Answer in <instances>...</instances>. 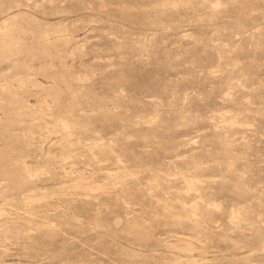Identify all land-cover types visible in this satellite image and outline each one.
Segmentation results:
<instances>
[{
  "label": "rangeland",
  "instance_id": "1",
  "mask_svg": "<svg viewBox=\"0 0 264 264\" xmlns=\"http://www.w3.org/2000/svg\"><path fill=\"white\" fill-rule=\"evenodd\" d=\"M0 264H264V0H0Z\"/></svg>",
  "mask_w": 264,
  "mask_h": 264
}]
</instances>
